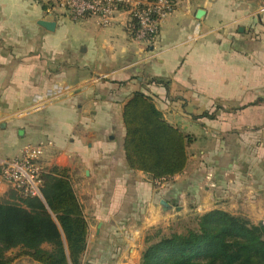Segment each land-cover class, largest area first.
<instances>
[{
  "label": "crops",
  "instance_id": "obj_1",
  "mask_svg": "<svg viewBox=\"0 0 264 264\" xmlns=\"http://www.w3.org/2000/svg\"><path fill=\"white\" fill-rule=\"evenodd\" d=\"M128 25L124 12L104 24L0 0V164L45 144L39 163L69 170L94 264L117 260V247L135 263L141 235L175 214L264 222V0H176L149 42ZM138 93L193 137L182 174L129 167L123 114ZM13 190L0 179V200Z\"/></svg>",
  "mask_w": 264,
  "mask_h": 264
},
{
  "label": "trees",
  "instance_id": "obj_2",
  "mask_svg": "<svg viewBox=\"0 0 264 264\" xmlns=\"http://www.w3.org/2000/svg\"><path fill=\"white\" fill-rule=\"evenodd\" d=\"M123 117L131 169L155 180L185 171L193 137L168 123L149 96H133ZM42 181L41 196L13 190L0 200V264L22 258L39 264H80L89 226L69 170H44ZM179 224L181 231L174 226L152 229L140 264H264L262 223L215 209ZM16 249V255H8Z\"/></svg>",
  "mask_w": 264,
  "mask_h": 264
},
{
  "label": "built area",
  "instance_id": "obj_3",
  "mask_svg": "<svg viewBox=\"0 0 264 264\" xmlns=\"http://www.w3.org/2000/svg\"><path fill=\"white\" fill-rule=\"evenodd\" d=\"M54 9L78 20L87 17L98 18L107 24L118 13L129 16L130 31L140 42L155 39L162 21L175 9L176 0H48ZM45 149L41 143L28 147L21 158L0 164V179L14 190L27 196H41L42 172L40 158ZM264 225V222L262 223Z\"/></svg>",
  "mask_w": 264,
  "mask_h": 264
},
{
  "label": "rangeland",
  "instance_id": "obj_4",
  "mask_svg": "<svg viewBox=\"0 0 264 264\" xmlns=\"http://www.w3.org/2000/svg\"><path fill=\"white\" fill-rule=\"evenodd\" d=\"M45 2L47 4H51L48 0H45ZM56 10H59V9H56ZM203 214H200V213L199 214L198 213L197 214L192 213V214L187 215V216H178L179 214L178 215L175 214L174 217L172 215V217L170 218V221H169V224L168 225H166V226L153 227V228L149 229L148 231L144 232L143 235H141V237L139 238L140 244L137 247L138 248V254H137V258L135 257V263H133L134 261L132 262V259L129 258V257L120 258L121 257L122 250L119 247L116 248V250H117L116 251L117 260H112V262H110V263L111 264H140L142 252L144 251V248H145V245H146V243H145L146 237L152 231V229H154V228L168 229L171 226H174V227H176L177 230L181 231L182 228H181V226H178V223H180V224L181 223H189V221L192 220V218H194L195 216H201ZM234 215H237V214H234ZM90 234H91V232H89V227H88L87 245H86V249H85V251H84V253H83L82 257H81L80 264H94V261H92V259H90L89 257H86L85 256L86 251H88L89 239L91 238ZM64 240H65V237H64ZM43 247L45 249H49L50 248V246L47 245V244H44ZM17 252H18L17 249L16 250H11L8 253V255L9 256H14V255L17 254ZM100 263L101 264H107L108 263V260L102 261Z\"/></svg>",
  "mask_w": 264,
  "mask_h": 264
},
{
  "label": "water",
  "instance_id": "obj_5",
  "mask_svg": "<svg viewBox=\"0 0 264 264\" xmlns=\"http://www.w3.org/2000/svg\"><path fill=\"white\" fill-rule=\"evenodd\" d=\"M204 14H205L204 10H199L198 13H197V17L198 18H202ZM40 25L45 27V28H47L50 31H53L55 29V27H56V23L55 22H50V21H45V20H42L40 22ZM162 206L165 207V206H168V204L165 201H163L162 202Z\"/></svg>",
  "mask_w": 264,
  "mask_h": 264
}]
</instances>
